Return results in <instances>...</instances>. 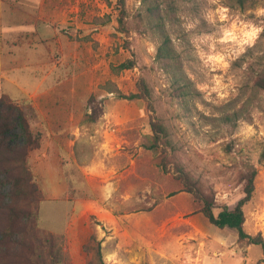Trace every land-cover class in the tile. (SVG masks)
Masks as SVG:
<instances>
[{"label": "rangeland", "instance_id": "1", "mask_svg": "<svg viewBox=\"0 0 264 264\" xmlns=\"http://www.w3.org/2000/svg\"><path fill=\"white\" fill-rule=\"evenodd\" d=\"M123 2L124 11L117 0H0V99L39 134L26 159L34 223L61 250L40 247L20 213L9 229L5 206L22 205L11 199L12 156L1 147L0 264H88L93 233L104 264H264V91L251 87L264 0ZM165 35L178 59L170 71L155 60ZM128 60L132 68L118 67ZM153 122L165 130L158 147ZM249 166L257 174L243 229L263 248L210 225L186 191L190 180L214 214L232 209Z\"/></svg>", "mask_w": 264, "mask_h": 264}, {"label": "trees", "instance_id": "2", "mask_svg": "<svg viewBox=\"0 0 264 264\" xmlns=\"http://www.w3.org/2000/svg\"><path fill=\"white\" fill-rule=\"evenodd\" d=\"M233 1L241 8H247L251 7L255 0ZM117 4L118 9L124 11L123 0H117ZM147 7L149 8V4ZM148 11L149 15L154 17V9L150 7ZM118 22L119 25L123 27L124 23L121 17L118 19ZM155 60L162 65V68L166 71H170L172 66L178 62L175 50L166 35L163 36L158 43ZM258 65L261 67L259 71L260 73L256 76V79L251 86L252 91L256 93L264 91V53L259 57ZM118 67L120 69H129L133 67V62L128 60L119 64ZM138 91L142 92L145 98L147 97L146 84L143 80H140L138 83ZM138 96L139 94H132V97L137 98ZM230 116L233 118V123L239 120L236 111ZM230 116L226 115L225 121L229 120ZM150 125V133L152 137L151 146L155 147L158 145L161 136L164 138L165 130L164 127L157 122L150 123ZM13 138L20 139V145L12 146L11 143L14 142ZM38 142L39 134H32L22 111L6 100L0 99V148L2 147L8 155L12 156L11 159H6V161L9 162L7 168L8 174L6 175L12 184L10 196L12 200L20 199V205H22L20 210L16 209L14 203L5 206L8 221L11 222L9 229L12 227V223L18 218L17 213H20V225L24 224L26 226L25 230L27 229L33 233V236L40 247L47 248V252L51 255L55 253L59 255L61 253L60 248L57 249V252L52 250V245L56 241V236L43 231L34 223L37 218L39 199L36 189L30 180L31 176L27 168L26 159L29 151L38 146ZM150 150L151 149H148V151ZM259 159L261 162H264V142ZM160 165L163 166L162 163H160ZM143 172L144 171L141 173ZM256 174V169L253 166H249L242 178V198L237 201L232 209L222 206L216 214L213 213L214 206L212 198L205 196L198 188L194 187V184L190 182V180L186 182L187 184L184 181L183 183L192 187V189L188 188L186 191L193 195L194 201L200 206L199 212L210 225L218 229H228L233 231L236 235L237 242L244 241L248 244L260 245L263 248V242L259 237H251L245 233L243 229V206L252 198ZM71 184L72 182L70 181V187ZM25 230H20L19 235L21 238L26 234ZM84 250L91 255L88 264H104L101 259L100 241L97 240L94 233L89 236L87 243L84 245Z\"/></svg>", "mask_w": 264, "mask_h": 264}, {"label": "crops", "instance_id": "3", "mask_svg": "<svg viewBox=\"0 0 264 264\" xmlns=\"http://www.w3.org/2000/svg\"><path fill=\"white\" fill-rule=\"evenodd\" d=\"M16 84H18V83H16ZM20 85V84H19ZM25 85H27L26 83H25ZM29 86V85H28ZM19 90H20V94H22V95H29V90H31V89H35V85L33 84V85H31V88H28V89H26V88H23L22 86H19V88H18ZM28 93V94H27Z\"/></svg>", "mask_w": 264, "mask_h": 264}]
</instances>
